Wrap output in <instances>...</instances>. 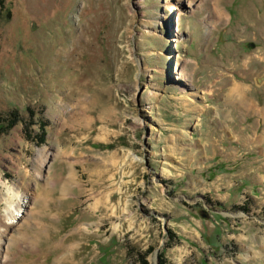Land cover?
<instances>
[{
    "label": "rangeland",
    "instance_id": "374dc122",
    "mask_svg": "<svg viewBox=\"0 0 264 264\" xmlns=\"http://www.w3.org/2000/svg\"><path fill=\"white\" fill-rule=\"evenodd\" d=\"M168 1L0 0V264H264V0Z\"/></svg>",
    "mask_w": 264,
    "mask_h": 264
},
{
    "label": "bare ground",
    "instance_id": "6f19581e",
    "mask_svg": "<svg viewBox=\"0 0 264 264\" xmlns=\"http://www.w3.org/2000/svg\"><path fill=\"white\" fill-rule=\"evenodd\" d=\"M196 0H172V1H168V5H170L172 8H176V7H182L183 5L186 6L187 8H191V6H193V2H195ZM214 12L217 13V15L214 14L213 17H217V18H220L221 16H223L222 12L219 10V7L217 5L214 6ZM180 59H177L176 60V63H175V66L178 65ZM181 81H186L188 80L187 79V76L186 74H184L183 72L180 71V78H179ZM235 88V87H234ZM239 89V88H238ZM233 93V96L235 95L236 91H233V88L231 89V94ZM230 94V95H231ZM235 97V96H234ZM241 99V98H239ZM253 109V106L252 108ZM20 201L16 202L15 203V206H13L11 208V210H9V212L7 213V217H6V221H5V224L6 226L9 228V226H12L14 223L16 224L17 222H19V219L21 216L24 215V210L23 208L28 205L29 203V193H25V194H22L19 198ZM5 213V214H6ZM4 224V223H3ZM5 226V227H6ZM7 230V228H6ZM5 231V230H4ZM1 240V238H0ZM1 259V258H0Z\"/></svg>",
    "mask_w": 264,
    "mask_h": 264
},
{
    "label": "crops",
    "instance_id": "0c3cea01",
    "mask_svg": "<svg viewBox=\"0 0 264 264\" xmlns=\"http://www.w3.org/2000/svg\"><path fill=\"white\" fill-rule=\"evenodd\" d=\"M36 195H37V198L40 200V202L37 204L33 203V205L29 209V212L32 213V215L33 214H41V217L43 216L44 220L49 221L50 220V210L52 208H55L57 205V197H56L55 191L48 190V189L46 191H42L40 189V190L36 191ZM73 196L64 197V193L63 194L60 193L59 197H58V202L63 203L65 198L70 200ZM71 206L72 205L69 204L67 209L68 210L71 209L70 208ZM60 208L63 209L64 207L61 206ZM39 219L40 218H38V220Z\"/></svg>",
    "mask_w": 264,
    "mask_h": 264
},
{
    "label": "trees",
    "instance_id": "16d2710c",
    "mask_svg": "<svg viewBox=\"0 0 264 264\" xmlns=\"http://www.w3.org/2000/svg\"><path fill=\"white\" fill-rule=\"evenodd\" d=\"M1 6H3V5L1 4Z\"/></svg>",
    "mask_w": 264,
    "mask_h": 264
}]
</instances>
